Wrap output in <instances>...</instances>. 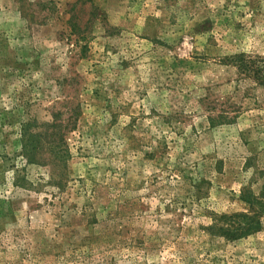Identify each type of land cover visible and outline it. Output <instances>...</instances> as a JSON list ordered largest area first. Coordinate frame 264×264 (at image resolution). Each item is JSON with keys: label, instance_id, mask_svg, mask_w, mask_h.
<instances>
[{"label": "rangeland", "instance_id": "1", "mask_svg": "<svg viewBox=\"0 0 264 264\" xmlns=\"http://www.w3.org/2000/svg\"><path fill=\"white\" fill-rule=\"evenodd\" d=\"M0 264H264V0H0Z\"/></svg>", "mask_w": 264, "mask_h": 264}, {"label": "trees", "instance_id": "2", "mask_svg": "<svg viewBox=\"0 0 264 264\" xmlns=\"http://www.w3.org/2000/svg\"><path fill=\"white\" fill-rule=\"evenodd\" d=\"M242 56V54L237 55V57L243 58ZM246 62L247 61L244 60L241 61L243 66H246ZM254 200H256V197H253L251 201H246L249 205H252V201ZM257 216L258 213L256 212H253V214L238 213L231 215H215L212 218L213 222L206 227V230H208L210 234H218L227 237V239L238 238L257 229L259 223V218ZM234 218H241L243 222L239 221L235 224V221H232ZM234 225L236 226L234 227Z\"/></svg>", "mask_w": 264, "mask_h": 264}]
</instances>
